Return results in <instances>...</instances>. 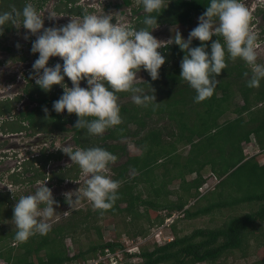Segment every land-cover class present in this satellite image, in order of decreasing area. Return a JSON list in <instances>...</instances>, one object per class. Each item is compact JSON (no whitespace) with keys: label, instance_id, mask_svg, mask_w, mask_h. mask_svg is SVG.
Masks as SVG:
<instances>
[{"label":"trees","instance_id":"1","mask_svg":"<svg viewBox=\"0 0 264 264\" xmlns=\"http://www.w3.org/2000/svg\"><path fill=\"white\" fill-rule=\"evenodd\" d=\"M26 3L27 0H0V12L13 8L20 10ZM129 3L130 0H124V4ZM208 4L209 0H169L167 6L156 14L157 25H190L195 17L206 11ZM56 8L60 10L59 6ZM142 9V6H138L134 11ZM64 11L87 14L80 7H69ZM258 11L264 20V8ZM145 15L144 11L141 12L132 25L137 29L146 27L143 23ZM12 28L11 24L4 26L0 37ZM215 39L223 42L222 37L214 35L212 40ZM172 41L158 49L166 57L159 69V78L152 80L141 67L146 79L136 83L141 89L147 86L154 88L148 94H154L161 88V97L147 106L133 102L120 104L122 123L114 126L110 134L103 137L119 139L128 136L137 146L135 153L111 167L112 179L120 182L118 198L112 207L107 210L95 207L74 209L62 223L52 224L46 235L37 233L23 243L15 239L16 228L8 229L6 234L0 231V257L5 264H86L88 259L104 255L105 249L115 251L122 248L120 240L101 242L100 223L105 217L120 218L124 225L122 235L137 239L147 237L152 228L163 225L165 218L178 210H182L183 215L175 218L163 230L172 239L164 240L161 244L145 243L135 254L136 258L130 255L121 261L122 264H235L228 261L231 255L244 258L250 254L257 257L255 264H264V159L247 154L243 148L253 139L256 147L264 149V79L259 88L248 87L246 82L251 77L250 66L240 58L232 60L226 56L228 67L216 77L218 83L214 94L197 103L194 101L195 90L180 77V62L185 51ZM211 42H203L208 51ZM200 43L197 38H193L190 47ZM0 47H3L1 43ZM4 48L11 50L8 46ZM11 58L27 59L24 54H14ZM32 73L28 75L30 79ZM162 78L165 82L160 85ZM67 82L71 80L65 76L64 83ZM58 86L54 84L45 94H38L36 99L41 103L38 110L42 111L49 101L47 95L56 93L53 101L62 95V91H56ZM26 91L30 96L34 94L30 88ZM117 94L127 95L130 92ZM17 101L18 98L1 100L0 115L14 110ZM39 114L43 123V128L35 125L39 130H48L46 124L49 122L54 129H64L60 121L62 115L52 107L47 119H42ZM71 115L75 119L70 118L69 121L72 128L76 129L77 142L81 148L99 146L116 156L119 149L124 151V146L119 143L98 145V139L94 140L86 129L74 127L78 117L75 113ZM153 117L159 122L167 121V125L145 130L149 122L147 120ZM84 119L90 120V117ZM4 124L7 130L22 128L18 120ZM130 125H135V129L132 130ZM186 146L188 150L184 154L182 149ZM54 157L58 155H52ZM80 170L79 165L73 163L59 174L52 171L51 177H57L59 182L68 177L75 179ZM206 171L217 182L211 189L207 188L201 193L199 187L206 183L203 176ZM191 174L194 176L188 179L187 176ZM11 179L17 182L15 178ZM173 180H178L176 190L168 189ZM171 193L177 194L176 200L169 199ZM9 201L8 193H0V223L13 218V208L10 205L8 207ZM63 201L67 203L66 199ZM205 215L217 217L219 223L196 228L190 233H180V219H195ZM92 232L99 239L80 244V237L90 238ZM66 237L77 246L73 254L65 245ZM12 241L18 243L12 246ZM98 264L103 263L100 261Z\"/></svg>","mask_w":264,"mask_h":264},{"label":"clouds","instance_id":"2","mask_svg":"<svg viewBox=\"0 0 264 264\" xmlns=\"http://www.w3.org/2000/svg\"><path fill=\"white\" fill-rule=\"evenodd\" d=\"M136 2L146 13L143 20L146 27L139 29L132 24L113 22L111 15L95 13L70 19L59 27H45L44 16L33 3H26L20 10L13 8L11 11L0 12V35L3 34L4 26H17L18 20L19 26L22 25L36 35L30 49L33 53H39L32 64L31 74L36 85L44 91H49L54 84L61 85L64 92L53 102V110L57 113L64 110L69 114L75 113L78 119L74 127L86 129L89 134L102 135L107 129L122 123L117 95L119 92L132 93L131 99L137 105L147 106L148 103L156 101L154 94H145L143 89L136 86L137 73L143 67L152 80L159 78V69L165 63L166 57L158 51L162 45L151 34V29L157 25L156 14L167 6L169 0ZM260 2L262 0H258L254 10L260 8ZM53 17L55 16L49 15L50 19ZM198 21L197 26L190 30L187 39L179 31L173 39L185 51L180 62V77L195 90L194 101L202 102L214 94L218 83L216 77L228 67L226 56L232 60L240 58L245 61L251 68L247 86L259 88L261 80L264 79V64L257 63L258 34L251 29L252 12L243 0H209L206 11L198 17ZM214 35L222 37L223 42L221 39L212 40ZM27 38L26 33L25 39ZM193 38L201 43L190 47ZM210 40L212 42L208 51L203 42ZM55 56H59L62 63L49 66L50 57ZM65 76L72 82L70 88L64 84ZM82 80L86 81L87 87L81 86ZM44 111L47 113L48 109L45 107ZM85 117L93 119H84ZM60 148L69 156L71 162L79 165L80 172L87 177L86 186L82 190L65 193L67 202L73 200V196L75 199L82 196L97 209L111 208L118 198L120 182L107 173L108 165L116 161V155L99 146L74 149L67 143ZM71 179L80 181L79 175ZM202 187L204 186L199 187L201 193L204 192ZM56 204L58 202L46 180L34 192L20 196L13 209L17 229L15 239L23 243L37 233L46 235L52 228L49 221L56 213ZM156 228H152L145 238L131 239L127 247L121 242L122 248L117 255L110 257L107 264L113 261L119 264L130 255L136 258L135 254L139 253L141 245L148 243L142 240L149 238ZM126 238L130 239L127 236ZM129 247L132 249L127 251Z\"/></svg>","mask_w":264,"mask_h":264},{"label":"rangeland","instance_id":"3","mask_svg":"<svg viewBox=\"0 0 264 264\" xmlns=\"http://www.w3.org/2000/svg\"><path fill=\"white\" fill-rule=\"evenodd\" d=\"M86 2L88 4H90V6H88L86 4H83L84 6H80V7H82L81 8L82 12L95 13V14H99V15L108 14V15L115 17L116 22H118L117 20H119L120 22H123V23H129V22H130V24L134 23V16H131V18H129V16H130L129 12L133 13L132 9L136 8V3H137L136 0H130L129 5L122 3V0H88ZM257 2H258V0H243V3L245 4V6L252 12L251 29H252V31H254L258 34V38H257V42H256L257 43V48H256L257 63L263 64V62H264V33H262V29L264 27V20L262 19V13L258 10L260 8H264V5H263L264 1L262 0V3L260 2L258 4V6H260L259 9L254 10ZM27 3H33L35 5V7L37 8V10L41 13V15L44 16V26L45 27H51V26L59 27L61 25L68 23L70 19H77V18L83 16L80 14L78 15L77 13L64 12L63 14L68 16L67 19H63V20L59 19V16L61 15L60 12L65 10V7L62 10V7H61L62 3L60 2V0H27ZM73 3L74 2H71L70 7H76V5H73ZM117 4H119V6H117ZM56 6H59L60 10L57 9ZM83 7H84V9H83ZM67 8H68V6H67ZM53 13H55V15L58 17V19L53 20V18H51V19L49 18V15H52ZM198 17L199 16L195 17L193 23L190 25H182V24H178V25H167V24L157 25L151 30V34L160 41L162 46L166 43L171 42L174 39L175 33L177 31L180 32V34L182 35L183 38L187 39L190 30L193 29L194 27H196L198 24V22H199ZM113 22H115V21H113ZM19 24H20V21L17 22V26L13 25V28L9 33H7L3 37H0V43L3 46L2 48L0 47V99L7 98V99L11 100L10 98L13 96V94L16 93V91L19 93H21L23 91L22 89L24 86L23 85L17 86V82H19V80H20L19 78H21L23 80L27 77V75H29L31 70L33 71L32 64L34 63V61L39 56L38 52L33 53L30 50L31 45H32V41H34L36 39V35L31 34L29 32V30L23 28L22 25L19 26ZM26 33L28 35L27 39H25ZM17 45H19V46H17ZM6 46L11 48V50L8 51L7 49H5L4 47H6ZM14 54H15V56L16 55L22 56L24 54V55H26L27 59H26V61L20 60V59H17V60L12 59L11 56H13ZM50 58H52V57H50ZM53 60H54V62L52 64H48L49 66L54 65L57 62H62V60L59 56L53 57L52 61ZM137 75L138 76H137V82L136 83H139V82L146 79V74L144 73L143 70H140L137 73ZM32 77H33V75H32ZM162 80H163V78H162ZM24 82L25 81H23V84H25ZM34 82H35V79H34ZM164 82H165V80L161 81L160 85L163 84ZM68 87L70 88L71 86H68ZM29 88L31 89L32 93H34V95L36 97H38L39 95H43L47 92V91L42 90L38 85H36V83L32 84ZM153 90H154V88L148 87V86L143 88V92L145 94H148V92L152 93ZM160 90H161V88H160ZM160 90L157 89L156 93H154V96L156 99L161 97ZM56 91H58L57 93H60L61 91L64 92V88L61 85H59L56 88ZM149 95H151V94H149ZM131 96H132V93H130V97ZM21 97H24V96L21 95ZM47 97H49V99H52V98L55 99L56 93L53 94L52 96L47 95ZM53 102L54 101H52V103ZM130 102L131 103L133 102L132 99L130 100ZM39 103L40 102L35 101V102H33V105L37 106ZM52 103L49 104L50 107L44 106V108L46 107L48 109L47 112L50 111V108L52 107ZM239 103H242V101H239ZM18 105H22L21 101L18 102ZM23 106L26 109L31 107L27 103H25ZM42 111H44V109H42ZM231 116H233V115H231ZM34 120L36 122L35 125L43 128L42 120L37 115H35ZM147 121H149V122L147 124V127L144 128L145 130H148V128L155 127V126L163 128L164 125H167V121H164V120L161 121L160 120L161 122H159V120L157 121L156 117L148 119ZM51 124L52 123H50V122L47 123L46 127L49 126V129H54V127L50 126ZM3 126H5V129H7L6 124H4ZM130 126H131L130 128L132 130L135 129V125H130ZM26 131H29V130H26ZM53 131L54 130H51V132H53ZM37 132H38V130H37ZM72 134H73L72 131H69L67 134H61V135H58L56 137H53V140H51V141L49 140V141H46L44 143H41L42 141H37V144L35 146L27 147V148L22 147L23 146L22 143L25 140H27L28 138H32V137H28V136H25L22 138L18 137L16 142L19 145L17 147H13V149L7 148V146H5L4 141H0V150L3 149L4 150L3 152H5V154L7 156H12V157H13V155H15V152H16V156H18V155L22 156L23 154H25V152L36 151L39 154L40 153L42 154V155H39V156H41L39 158H40L41 162H43V160L45 159V155H48V156L56 155L55 154L56 151H54V150H56V149L61 150L60 147H62L63 144L66 145L65 143H70L74 149L77 148L73 144V141L71 138ZM142 134H143V132H142ZM38 136H41V133L38 134ZM164 136H165V134H164ZM108 142L109 143H115L114 140H111ZM116 142H118V141H116ZM119 144L124 146V151L119 149V152L117 153L118 157H117L116 161L112 162L108 165L109 171L107 174L110 175L112 178H113V172H112L110 166H116V165L120 164L121 162L126 160L127 156H129L130 154L135 153L137 151V146L135 145L134 141L131 140V138L121 139ZM98 145H101V143ZM255 147L256 146H254L253 139H252L251 144H248L246 146L243 145V148L247 154L253 153L255 150ZM180 148H182V147L180 146ZM30 150H32V151H30ZM186 150H188V146L183 147L182 151H184V154L186 153ZM179 152H181V149L179 150ZM1 155H2V153L0 151V156ZM258 158L260 160H262V159H264V155L258 156ZM22 162H24V161H22ZM72 163L73 162H71L69 156L67 154H65L63 151H61V157L52 158L49 170L54 169L52 171L59 174L66 166L69 167ZM13 165L14 164L2 167L0 164V167H1L0 168V193L1 194L2 193H8L9 194L10 201L8 203V207L10 205V207H12L14 209V205L16 203V200H18L20 196L34 192L36 190V188L43 181H41V182L37 181L36 184H32V185H29V184L18 185L17 183L11 181L10 177H7L10 173H12V171H10V170H13L14 167H15V169H17V166H13ZM27 167H28V164L25 163L21 172H23L24 176H27V178H30L33 174L30 176H28V175L31 174L32 170H29ZM46 168L48 170V167H46ZM38 169H39V166L37 167V170ZM52 171H50L49 174H47V176L48 175L50 176V179H49V181L46 182V184L48 187H50L52 189L53 197L58 202V204L54 205V208L56 209V213H55L54 217L49 221L51 224L62 223L65 220V218H67V216L70 214V212L74 209H77V208L85 209L87 207H92V208L94 207L93 204L87 198L82 197V196L79 199H75V196H73L72 197L73 200H71L69 203L68 202L64 203V201H63V199H66L65 193L75 192L76 190L77 191L82 190L86 186L85 180L87 177L82 173V171L79 174V180H80L79 182H77L76 180H72L71 177H68L69 182L66 185L60 184L59 181L57 182V177H54V176L51 177L50 173ZM35 173H36V175H33V177L37 176V172H35ZM193 176H194V174H191V175H188L187 178L190 179ZM203 176L206 178V183H204V185H203L204 187L201 190L206 191V188L211 189V187L217 182V179L210 176L208 171L204 172ZM52 178H54V179H52ZM168 189H170V190L178 189V180H173L168 185ZM176 198H177V194H175V193H171L169 195V199H171V200H176ZM140 208H142V207H140ZM218 223H219V221H218L217 217L205 215V216L197 217L195 219H186V220L180 219L178 222V229L180 230V233H190L196 228L215 226ZM100 226H101V235H102L101 236V242H105V241H109V240L113 239V240H120L124 245L126 244V247L128 246L127 244H130L129 242L131 241V239H127L125 235H122L124 233V231H123L124 225L121 223L120 218L117 217L114 219L113 217H105L101 221ZM15 228H16V225L14 222V218L4 219L0 223V231L5 232V234L8 232L7 231L8 229H15ZM91 235L92 236L90 238H85V237L81 236L80 237V244H87V243H89V240L96 241L99 239V238H97L98 236H96L95 232H92ZM155 235H156V231H154L152 234H150L149 238H147L146 240H142V242H144V243L145 242H148V243L153 242L155 240V238H157V237H155ZM64 242H65V245L67 246V248L71 254H73L77 251V246L73 244L72 240L69 237H66ZM17 243H18L17 241H12L10 245L15 246ZM116 250H115V252H113L110 255V257L117 255L118 250H120V248H117ZM99 256H101L102 261L104 262V256L102 254H100ZM256 259H257V257L255 255H252V254H250L249 256L244 257V258L239 257L238 255H237V258H234V256L231 255L228 258V261L234 262L235 264H255ZM92 260L94 262L96 261V259H92ZM106 260H107V258H106ZM0 264H5L4 259L1 257H0ZM110 264H113V263L111 262ZM195 264H205V263H195Z\"/></svg>","mask_w":264,"mask_h":264},{"label":"flooded vegetation","instance_id":"4","mask_svg":"<svg viewBox=\"0 0 264 264\" xmlns=\"http://www.w3.org/2000/svg\"><path fill=\"white\" fill-rule=\"evenodd\" d=\"M86 1H88V0L74 1L73 5H76V7H80V5L84 6L83 4L90 6V4H88ZM60 2L62 3L61 7L63 10L64 7H65V9L67 8L66 6H68V8H69L71 5V2H73V1L60 0ZM79 3H80V5H79ZM122 3H124V0H122ZM80 8H82V7H80ZM137 8H138V4L136 3L135 9H137ZM83 9H84V7H83ZM132 11H133V13L129 12V14H130L129 18H131V16H134V23H135L136 18L138 17V15L141 12H143V9L136 11V12L134 11V9H132ZM64 12H66V11L63 10L62 12H60L61 15L59 16V19H61V20L67 19L68 16L64 15L63 14ZM52 15L55 16V17H53V20L58 19V17L55 15V13H53ZM113 21H116L115 17H113ZM117 21L120 22L119 20H117ZM128 24H130V22ZM52 58L49 59L48 64H52L54 62V60L52 61ZM24 61H26V60H24ZM60 63H62V62H60ZM19 79L20 80H19V82H17V86L23 85L24 86L22 89L23 91L21 93L16 91V93L13 94V96L10 98V99L18 98V101L16 102V107L11 112L4 113V114L0 115V141H4L5 146H7V148L13 149V147H17L19 145L16 142L18 137H20V138L25 137V136L32 137V138H28L27 140H25L22 143V145H23L22 147L27 148V147L35 146L37 144V141H42L41 143H44V142L49 141V140L51 141V140H53V137H56V136L61 135V134H67L69 131H72L73 134H72L71 138H72L74 146L81 148L77 142L78 134L76 132V129L72 128V123L69 121L70 118H73V119H75V118L73 115H71L72 113L69 114V113H67L66 110L59 113L62 115L60 121H61V125L64 129H61V128L57 129L56 128V129H54L53 132H51L49 130V126H47L48 130H42V129L39 130L38 128H36V126L34 124L35 115L38 116V112H39L40 113L39 115H41V118L45 120L49 117L48 112L46 113L44 111L38 110L37 108H39L41 103H39L37 106L33 105V102L38 101V100L36 99V96L34 94L32 96H30L29 93L26 91V89H28L29 86H31L32 84H35L34 76L31 79L28 77V75L23 80L21 78H19ZM23 81H25L24 82L25 84H23ZM80 83H81L82 87H87L86 81L82 80ZM65 84L68 86H72V82H67ZM21 95H23L24 97H21ZM117 95L119 97V101H118L119 104H127L131 100L130 94H127V95L117 94ZM5 99H7V98H2V99H0V101L5 100ZM19 101H21L22 105H18ZM52 101H53L52 99H49V101L46 102V104L44 106H49V104H51ZM25 103L29 104L31 107L26 109L23 106ZM90 119H93V117H90ZM17 120L22 125V128L20 130L12 131V130H7L5 128L4 129L2 128L4 123H13ZM49 120H48V122H49ZM113 128H114V126L107 129L102 135H92V136H93V138H95L94 140L98 139V144L109 143L108 141H111V140H114L115 143H119L121 141V139L128 138V136H122L119 139H111L108 137L103 138L105 135L110 134V132H111L110 130ZM26 130H29V131H26ZM37 130H38V132H37ZM40 133H41V136H38V134H40ZM116 141H118V142H116ZM65 144H67V143H65ZM0 151L2 153V155L0 156V164L2 167H5V166L11 165V164H14L13 166H17V169H15V167H14L13 170H10V171H12V173H10L7 176V177H10L11 181H12L11 177L13 178V180H14V178L16 179L17 182H15V183H17L18 185H23V184L32 185V184H36L37 181L38 182L45 181V180H46V182L49 181L50 176L49 175L47 176V174H49L50 171L54 170V169L49 170L50 165H51L52 156L48 157V155H45V159L43 160V162H41V160H37V158L41 157L39 155H42V154L41 153L39 154L36 151L30 150L32 152H25V154L22 155L23 157L20 155L16 156V152H15V155H13V157L7 156L5 154V152H3L4 151L3 149ZM54 151H56L55 154L58 155V157H61V151L62 150L56 149ZM58 157H54V158H58ZM116 157H118V155ZM22 161H24V162H22ZM25 163L28 164L27 168L29 170H32L31 174H29L28 176H30L32 174L36 175L35 172H37L36 177H33V175H32L30 178H27V176L23 175V172H21V170L23 169ZM38 166H39V169L37 170ZM46 167H48V170ZM65 168H67V166ZM52 179H54V178H52ZM57 182H58V179H57ZM68 182H69V179L65 178L64 180H62L60 182V184L66 185Z\"/></svg>","mask_w":264,"mask_h":264},{"label":"built area","instance_id":"5","mask_svg":"<svg viewBox=\"0 0 264 264\" xmlns=\"http://www.w3.org/2000/svg\"><path fill=\"white\" fill-rule=\"evenodd\" d=\"M252 143V141L250 142V143H247V144H245V146L246 145H248V144H251ZM254 146H255V144H254ZM251 155H258V156H262V155H264V149H262V148H258V147H255V150H254V152L253 153H251ZM203 188V187H202ZM183 215V212H182V210H178V211H174V212H172V214L170 215V216H167L166 218H165V223L163 224V225H161V226H158L156 229H155V231H156V235H155V237H157V238H155V241H157L158 243H162L164 240H170V239H172V236L171 235H167V234H165V236H164V228L165 227H167L168 225H169V223H171L175 218H177V217H180V216H182ZM161 237V238H160ZM135 248V247H134ZM132 248H127V251H129V250H131ZM112 254V252L109 250V249H105V254L103 255L104 256V262L102 261V258H101V256H98V258H96V261L94 262L92 259H89L87 262H86V264H91V263H93V264H98V262H102L103 264H107V262H108V260H109V258H110V255ZM119 254H120V252H119ZM121 254L119 255V259H121ZM106 258H107V260H106ZM116 263V261H113V264H115Z\"/></svg>","mask_w":264,"mask_h":264}]
</instances>
